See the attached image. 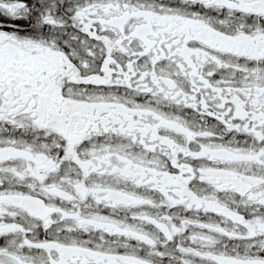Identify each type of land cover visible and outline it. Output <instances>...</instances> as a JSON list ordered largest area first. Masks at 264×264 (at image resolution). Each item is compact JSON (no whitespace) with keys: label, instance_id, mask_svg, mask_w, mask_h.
Segmentation results:
<instances>
[{"label":"snow or ice","instance_id":"obj_1","mask_svg":"<svg viewBox=\"0 0 264 264\" xmlns=\"http://www.w3.org/2000/svg\"><path fill=\"white\" fill-rule=\"evenodd\" d=\"M0 264H264V0H0Z\"/></svg>","mask_w":264,"mask_h":264}]
</instances>
